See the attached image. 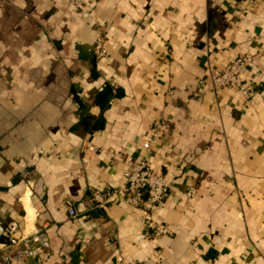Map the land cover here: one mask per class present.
Listing matches in <instances>:
<instances>
[{
  "label": "crops",
  "instance_id": "crops-1",
  "mask_svg": "<svg viewBox=\"0 0 264 264\" xmlns=\"http://www.w3.org/2000/svg\"><path fill=\"white\" fill-rule=\"evenodd\" d=\"M89 1L0 0V223L45 225L69 264H264V0ZM243 51L249 99L199 83ZM160 116L171 132L146 156ZM141 159L170 186L155 213L170 236L89 204Z\"/></svg>",
  "mask_w": 264,
  "mask_h": 264
},
{
  "label": "built area",
  "instance_id": "built-area-1",
  "mask_svg": "<svg viewBox=\"0 0 264 264\" xmlns=\"http://www.w3.org/2000/svg\"><path fill=\"white\" fill-rule=\"evenodd\" d=\"M67 7L77 13L90 9L91 4L89 0H67ZM93 37V58L99 62L106 55L108 39L100 26L94 28ZM254 56L248 51H243L232 57L225 67L209 68L205 79L199 83H204L213 91L227 89L247 100L253 88H250L251 86L243 79V73L246 65L253 60ZM167 95L171 96L172 92L169 91ZM170 132L169 120L162 116L154 119L141 145L144 155H151L152 147L161 144ZM82 152L85 157L96 156L98 147L85 143ZM119 178L120 181L111 187V190L89 189V204L99 209L114 204L124 206L137 233L145 239L154 240L170 236L169 228L155 223V213L170 190L164 176L155 171L148 160L141 159L131 167L122 169ZM195 193L194 187H188L184 195L190 200L194 198ZM65 209L68 217H75L76 213L72 207L66 206ZM23 220H26L25 216ZM45 227L42 225L30 234H25L16 221L9 220L0 223V264H12L13 262L25 264L30 260H39L40 264H69L66 256L55 259L50 255L51 243ZM148 229L152 230L148 231Z\"/></svg>",
  "mask_w": 264,
  "mask_h": 264
},
{
  "label": "rangeland",
  "instance_id": "rangeland-1",
  "mask_svg": "<svg viewBox=\"0 0 264 264\" xmlns=\"http://www.w3.org/2000/svg\"><path fill=\"white\" fill-rule=\"evenodd\" d=\"M107 46H108V43H107ZM106 55H107V47H106ZM106 55H105V56H106Z\"/></svg>",
  "mask_w": 264,
  "mask_h": 264
}]
</instances>
